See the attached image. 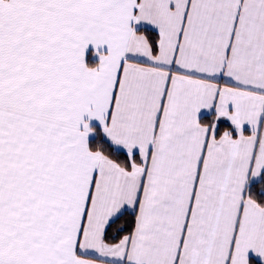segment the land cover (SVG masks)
Here are the masks:
<instances>
[{"label":"snow or ice","instance_id":"snow-or-ice-1","mask_svg":"<svg viewBox=\"0 0 264 264\" xmlns=\"http://www.w3.org/2000/svg\"><path fill=\"white\" fill-rule=\"evenodd\" d=\"M0 264H264V0H0Z\"/></svg>","mask_w":264,"mask_h":264},{"label":"crops","instance_id":"crops-1","mask_svg":"<svg viewBox=\"0 0 264 264\" xmlns=\"http://www.w3.org/2000/svg\"><path fill=\"white\" fill-rule=\"evenodd\" d=\"M251 255V254H250ZM253 255H255V254H253Z\"/></svg>","mask_w":264,"mask_h":264}]
</instances>
